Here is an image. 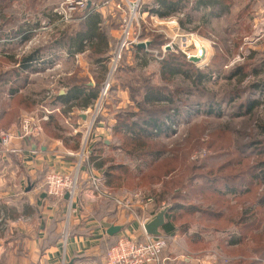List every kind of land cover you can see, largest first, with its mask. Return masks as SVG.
Masks as SVG:
<instances>
[{"label": "rangeland", "instance_id": "obj_1", "mask_svg": "<svg viewBox=\"0 0 264 264\" xmlns=\"http://www.w3.org/2000/svg\"><path fill=\"white\" fill-rule=\"evenodd\" d=\"M25 1L28 8L29 22L34 23L37 20V10L46 5L50 6L49 10L59 8L66 0ZM235 1L236 8H234L230 16H222L218 20H213L212 24L205 28H201L199 23L186 25L182 28L180 21L184 19V14L183 16H180V14L172 16L178 18V20L177 25L171 28V32L162 27H154L153 21L148 16L140 20L139 31L143 39L148 40L150 44L155 38L166 39L167 31L173 38L186 34L194 37L191 40V47L188 49V53L195 54L198 47L196 43L202 44L207 48L206 60L201 63L188 61L179 47L178 39L174 41L175 45L173 49H168L166 53L162 51V47L168 41L157 49H151L149 44V52L144 49L146 52L144 56H137L136 52L131 49L123 55L114 73H112L114 70L110 57L106 65L107 72L105 73L106 75L104 74V80H101V77L97 78L99 83H103L98 89L99 94L97 98L102 94L105 81L107 82L108 80L110 87L107 95L104 96L102 112L93 127L96 133H98L96 125L99 121H105L107 124L108 118L114 119L120 111L139 112V106L144 104V97L148 88L153 91L151 92V96L156 99L157 96L162 95L166 97L172 93L175 94V98L181 96L187 99L188 97L185 93H189L190 97L188 102L181 101L178 104L185 117L179 114V122L175 126L171 125L173 131H170L167 135L160 136L156 140L159 145L163 146L161 150L164 151V156L159 160L155 161L148 155L135 160L127 156L122 150L116 151L110 149L111 144L115 141L114 134L110 132L106 136L111 141L110 145L101 143L103 152L101 155L97 153L98 157L94 160V163L97 167L103 161L105 170L106 168L108 170V167L112 165L127 168L126 171L119 170L120 180L119 187L117 188L122 197L141 194L144 198H153L157 208L164 204L167 207H174L176 211L172 212V216L176 218L175 226L178 228L182 238L187 239L189 232L191 236L198 234L201 238L197 243L186 241V246L189 247L190 251H195L196 253L217 252L224 259L225 264H238L241 260H244L245 263L243 264H250L251 262H255V259L259 261L263 260L261 256L254 255L250 257V255H246L245 249L253 246L251 240L246 245L235 248H228L224 243L219 241L222 231L234 229L232 225L226 226V220L238 221L240 213L246 207L252 206L249 204L250 201L243 202L242 200L239 202L238 200L236 201L237 196L235 199L234 195H229L228 198L234 208L229 204L230 208L223 210V215L217 218L214 215L211 216L210 213L216 212L218 214L217 211L224 208H219V205L210 203V194H204L203 196L200 191L205 176L208 178L212 175H227L230 169L222 165L238 156L239 158H246L249 152L241 148L245 142H249L251 138L258 140L264 138V90L254 88V85L257 84L264 87V84H262L264 82V52L261 53L258 47L264 45V39L254 46L249 44L247 39L252 36L254 31V24L250 14L252 10L249 11L250 13L245 12L242 14L243 17L240 16L243 5L248 1ZM147 2L148 0L142 1L144 4ZM12 5L11 21L13 26H15L19 23L20 17L19 9L16 10L15 7H19L20 4L16 5L15 2ZM77 12L71 14L70 18L72 19H69L68 22L57 23L54 20L52 25H50L49 21L45 20L43 27L41 26L38 33L33 32L32 39L36 38L38 44H42L45 48L49 47L52 42H55L54 40L59 36L60 31L65 30V28L73 24V18ZM33 46L34 44H31L29 41L20 54H29ZM16 50L19 51V48H16ZM60 52L62 55L55 66L50 69L47 64L45 66L40 65L38 70H41L40 74L43 75H38V77H34L33 79L37 86H39L38 88H43L44 84L48 86L53 85L54 92H56L53 95L54 99L61 92H66L69 88L73 87L74 83L81 81H73L74 78H81L80 72H82V69L80 68L82 65L79 64L78 58L67 57L66 48H61ZM251 53H256V55L249 61L247 58L250 57ZM173 56L177 60L176 62L173 61L174 67L176 68L177 65H181L183 73L171 75V72L164 66L165 61L174 59L172 58ZM184 61L192 63L193 65L190 66L193 67L186 66ZM249 63H253L251 67L246 66ZM8 65L10 64L7 61L4 62L0 67V72H2L3 67H7ZM244 66H246L243 69L244 73L238 74L239 68H243ZM14 67L15 65L12 64V70L15 69ZM103 68L96 67V69L89 68V70L97 77V75L103 74ZM254 68L262 69L260 70L261 72L259 71L260 74L255 75ZM199 71L211 73L212 80L210 82L207 81L201 87H196L192 83L193 80L189 79L185 74L190 73L192 75ZM227 76H231L232 79L227 80ZM1 86L3 87L4 84H1ZM22 90H25V88ZM37 90L40 92V99L44 98L46 100L45 98H48L45 95L44 89ZM250 97L263 103V105L255 109L251 116H237L240 113V103ZM12 98L8 90L4 94L0 92L1 103L7 104L9 100L14 99ZM20 100L14 99L16 103L20 102ZM96 100H92L87 108L79 107L78 105H73L71 107L73 108L72 110L63 106L59 107V112L53 117L54 128L47 127L46 129L43 124L47 121H41L42 134L47 136V138H67L68 134H72V131L68 132L62 127V120H66L69 117L68 113H72L73 116L71 117L75 120L74 123L77 124V121L80 119L77 112L82 111V109H92L93 111L96 106ZM215 103L218 104V107H213V113L205 110L209 109L210 105H216ZM191 105L195 106V111L189 114L188 112L192 111L190 110ZM167 106V103L147 105L150 110L156 109L159 111L166 109ZM173 112L171 111V114ZM27 115H31V112ZM106 124L105 126H107ZM81 126L83 125L77 124L73 135L76 137L81 136L80 138L83 143L87 137L89 123L85 128ZM252 155L255 156L254 154ZM242 162L244 165L245 159ZM219 167L223 169H218ZM100 177L103 178V175L101 174ZM111 182H115L116 186L118 185V182L113 179ZM104 184H106L105 181ZM106 188L110 193L115 189ZM212 191L214 193V190ZM177 205L183 206V209L177 210ZM67 206H69L68 203ZM68 210L69 216V207ZM254 210L256 213L250 218L252 221L258 220L260 224L258 223L259 227H257L256 231H248L246 233L249 236L264 234V208H255ZM215 228L220 229L221 232H215ZM234 232L238 231L234 230ZM244 254L246 258H240ZM0 264L3 263L0 262ZM31 264L36 263L32 262ZM260 264H264V262H260Z\"/></svg>", "mask_w": 264, "mask_h": 264}, {"label": "crops", "instance_id": "obj_2", "mask_svg": "<svg viewBox=\"0 0 264 264\" xmlns=\"http://www.w3.org/2000/svg\"><path fill=\"white\" fill-rule=\"evenodd\" d=\"M9 1L12 4H15V2L16 5L20 4L19 7H15L16 10L19 9L20 17L19 23L13 26L11 21L12 6H6L5 4L0 7V58H10L9 62L7 61L10 65L3 67L7 73L12 70V64L15 65V69L20 68L22 70V66L20 67L22 58L27 56L28 53L24 55L20 53H22V49L29 41L34 44L33 48L30 49V53L45 48V46L36 42V38L32 39L33 35L30 39H25L29 33V28L32 29L31 34L33 32L38 33L41 26L43 27L45 20H48L50 25L55 20V9L49 10L50 6L46 5L36 11L37 20L34 23H30L26 1ZM89 1L90 4L85 9V14L93 16L95 20L100 18L102 20L101 26H108L109 9L107 7L94 9L95 5L105 0ZM245 2L243 9L252 10L254 17L257 10L264 6V0H245ZM183 14L180 13V16H183ZM77 15L75 14L73 23L81 21ZM60 18L58 17V19ZM87 19L89 17L85 20ZM167 29L171 32V28ZM168 31L167 36H169ZM12 32L19 33L16 35L17 37L13 38L15 35ZM109 33L111 37L117 40L120 36V28H110ZM65 46L66 44L56 43V41L52 42L47 47L46 52H44L43 60L37 61V69L24 72L23 75H29V79L24 87L25 90H21L18 93L24 101L18 104L17 118L9 125L5 115L12 110V100L8 101L4 112L5 115L0 117V138L2 132L14 130L19 125L20 119L28 116L29 112L32 115H40L42 117L44 116L42 107H46L47 110L52 111V114L49 115V121L45 123L46 125H43H45L46 129L47 127L54 128L53 117L59 112V107L63 106L72 110L73 108L71 107L74 103L84 102L85 98L83 97L69 104L54 102L53 95L56 94L54 86L44 84L43 88H38L39 86L33 80L34 77L43 75L40 74L41 70H38L40 65L45 66L47 64L50 69L55 66L62 55L60 52L61 48H66L67 57L78 58L79 64L82 65L80 68L82 69V72H80L81 79H87L88 81L83 85L89 89L99 86L97 79L99 76L95 77L89 70V68L96 69L97 67L95 60L89 57L90 52L85 51L84 53L73 54L67 48L68 46ZM258 47L261 52H264V45ZM16 48H19V51ZM52 57L55 58L53 59ZM37 89H44L48 98H45L46 100L44 98L40 99L41 95ZM68 91L69 89L57 96H65ZM28 98L32 99L33 102L30 108L25 104V99ZM68 115L69 117L61 122L62 127L66 131H72V134H68L67 138H47V136L41 134L38 137H30L22 141L14 140L12 146L22 151L19 154L4 153L0 144V262L3 264H31L32 262L36 264H62L63 261L65 264H69L71 261L74 264H102L105 249L112 241V237L107 234L111 226L125 227L122 232L115 235V239L125 233H138L142 230V224L148 218L161 211L159 210L161 207L157 208L155 204L146 210L137 208L134 214L117 210L110 201L98 199L91 193V186L86 181L88 177L86 172L81 175L79 197L74 201V208L69 216V206H67L66 201L54 199L47 195L44 184L47 173L51 171H74L77 158L69 155L78 152L82 147V141L76 139L73 134L77 124L87 126L89 122L88 118L81 116L79 112H77V115L80 121L78 120L77 124L74 123L75 120L71 117L73 114L68 113ZM105 124V121L99 124L98 133H95L94 144L95 142H104L106 145H110L111 141L106 136L112 132L111 129L115 124V120L108 118L107 126ZM95 168L97 175H103L104 169H99L96 166ZM111 193L115 197L121 196L117 187ZM162 232L166 233L164 229ZM171 234H178L180 239V248L172 247V253L175 254L181 250L190 251L189 247L186 246L187 239H183L180 233L177 232ZM188 234L191 235L190 232ZM65 238H67L66 245ZM190 252L193 254L202 253ZM259 262L264 261L260 260ZM189 264L196 263L192 262Z\"/></svg>", "mask_w": 264, "mask_h": 264}, {"label": "trees", "instance_id": "obj_3", "mask_svg": "<svg viewBox=\"0 0 264 264\" xmlns=\"http://www.w3.org/2000/svg\"><path fill=\"white\" fill-rule=\"evenodd\" d=\"M5 4L6 6H13L12 2L10 3L9 0H0V7L4 6ZM234 8H236L235 0H148V2L143 5L142 13L147 15L149 18L151 16H156L158 18H169L172 16H176L177 14L184 13L185 17L182 21H180L182 28H184L186 25H193L196 23H199L201 28H205L206 26H210L213 20H218L222 16H230L233 13ZM85 11V9L79 11L77 13V17L81 19V21L78 23H73L69 25L65 30L60 31L59 36L55 41L56 43L64 45L66 44V46H68L67 48L73 54H80L84 53L85 51H89V57L95 60L97 67L101 69L104 67L103 74L99 75V77H101L100 79L104 80L106 75L105 73L107 72L106 65L110 60L112 51L113 49H115L117 43L116 38L110 36L109 29L120 28L119 14L110 13L107 19V23L109 24L108 26L103 27L101 26L102 20L100 18H97L95 20L93 19V16H88V14L86 15ZM240 12V16H242V14H244L245 12L250 13L248 8L243 9ZM250 14L252 16L251 20L253 22L254 15H252V12ZM87 17H89V19L85 20ZM196 28L198 29V27ZM31 30L32 29L29 28V33L26 35L25 39L31 38ZM12 33L13 35H15L13 36V38H15L17 37L16 35L19 32H17V34L15 32ZM166 41V39L162 40L161 38H155L151 41L150 48L157 49L158 47L162 46V44L164 45ZM47 49L48 48H42L37 52H31L27 54V56L23 57L21 61L22 64L20 65V67L22 66V70L20 68H16L7 73L3 68L2 72H0V92H3L4 94L8 90L9 95H12L14 99H21L18 103H16L13 98V102L10 100L12 110L6 115L4 112L7 104L0 102V117L5 115L8 125L9 123L11 124L12 121L16 120V113L18 110L17 106L22 101H24L18 94L19 90H22L25 87L29 79V75H23L24 72L36 70L37 61L43 60V54ZM133 50L136 52L137 56H144L146 54L145 50L141 47H134ZM255 55L256 53H251L250 57H248L247 59L250 61L254 58ZM172 58L174 59H169L164 62V66L166 67V69L171 72V75L183 73L181 65H177L176 68L174 67L175 64L173 61H177L175 59L176 57L173 56ZM9 60L10 58H0V67L4 62H9ZM184 63L188 67H193L190 66L193 65L190 62L184 61ZM252 64L253 63H249L246 64V66L251 67ZM246 66H244L243 68H239L237 73H244L243 69H245ZM260 70L262 69L254 68V74H260ZM210 74L211 73L199 71L196 74L190 75V73H186L185 75L189 79L193 80L192 83H194L196 87H201V85L207 83V81L210 82L212 80V75ZM226 79L230 80L232 78L231 76H227ZM76 80L81 81H77V83H74L73 87L69 88V91L65 96L55 97L54 101L69 104L71 102H74L75 100H80V98L83 97L85 98L84 102H77L73 105H78L79 107H88L92 100L97 99V96L99 94L98 89L103 83H99L98 87L95 86L94 88L89 89L83 85L84 83L88 82L87 79H73V81ZM9 83H11V85H9ZM1 84H4V86L2 87ZM262 84H264V82ZM254 88L258 90H264V87L259 86V84L254 85ZM151 92L153 91L149 88L146 90V95L143 102L144 104H142V106H139V112L120 111L118 114H116V116L114 117L115 124L111 130L114 134L115 141L111 144L110 149L116 151L122 150L125 152V154H127V156L135 160H139L142 156L148 155L151 156L152 159L157 161L162 156H164V151L161 150L163 149V146L159 145L158 141L156 140L159 139L160 136L167 135L170 131H173L171 125L175 126L179 122V114L182 115V117H185V115L182 114L178 104L181 101L188 102L190 95L189 93H185V95L188 97L187 99L181 96H179V98H175V94L172 93L166 97L162 95L157 96L156 99L151 96ZM29 99L30 98L25 99V104L30 108L33 102L32 99ZM155 103H167L168 106L166 109L160 111L156 109L150 110V108L147 107V105ZM215 104L216 105L213 106L210 105L209 109L205 110H208L209 113H213V107H218V104ZM262 105L263 103L253 100L250 97L249 99H246L244 100V102L240 103V113L237 116H251L254 110ZM190 110H192L193 112L189 111V114L194 113L195 106L191 105ZM171 111H174L173 114H171ZM100 123L102 122L99 121L98 124ZM98 124L97 127L99 126ZM80 137L81 136H78L76 137V139L81 140ZM101 143L102 142H95L92 148V162L97 159V153L101 155L103 152ZM241 148L242 150L244 149L249 152L246 158H239L238 156L222 165L230 169V172L227 175H212L208 178H206L205 176V180L200 191L202 192L203 196L204 194H210V203L219 205V208H224L220 211H217L218 214H216V212L210 213L211 216L214 215L217 218H220L223 215V210L230 208L229 204L231 203L228 198L229 195H234L235 199L237 196L236 201L238 200L239 202L242 200L243 202L250 201L249 204H251L252 206L246 207V209H244V211L240 213V218L238 221L228 219L226 220V226H234L233 230L228 229L222 232L218 228H215L214 230L217 233L221 232L219 241L224 243L228 248H235L246 245L251 240L253 246L245 249L246 255H250V257L254 255L261 256L263 257L262 261H264V234H253L252 236L246 234L248 231H256V229H258L257 227H259L260 224L258 220L255 219L252 221L250 218L256 213L254 209L264 208V138H261L259 140L251 138V140L249 142H245ZM252 154H254L255 156H253ZM243 159H245L246 161L244 163L245 166L242 162ZM103 163L104 162L102 161L97 166V168L104 169L103 179L106 183L105 186L108 188L119 187V170L126 171L127 168H120V166L112 165L108 167V170L107 168L105 170V166ZM220 168L221 167H219L218 169ZM222 169L223 168H221V170ZM112 179L118 182L117 186L115 182H111ZM260 189L262 190L260 191ZM212 190H214V193H212ZM231 206L233 207L232 204ZM176 209H183V206L177 205ZM173 211H176L174 210V207L171 209V211L168 212V222L163 228L167 234L175 232L179 233L178 228L175 226L176 218L175 216H172ZM234 230H237L238 232H234ZM119 237L115 239V236H112V241L106 247L105 254H107L108 251L117 243ZM200 239L201 238L199 237V235L195 234L193 236L189 235L187 241L197 243L198 241H200ZM240 258H246L245 254L244 256H240ZM243 263H245L244 260H241L238 264ZM250 264H260V262L255 259V262H251Z\"/></svg>", "mask_w": 264, "mask_h": 264}, {"label": "built area", "instance_id": "obj_4", "mask_svg": "<svg viewBox=\"0 0 264 264\" xmlns=\"http://www.w3.org/2000/svg\"><path fill=\"white\" fill-rule=\"evenodd\" d=\"M143 0H105L94 6V9L108 8L110 13L119 14L120 18V36L117 39L116 47L111 55V63L113 64L112 73L118 67L122 57L125 53L129 52L134 47L150 44L148 40H144L140 29V20L147 15L142 13ZM90 4L89 0H66L61 6L54 10V18L57 23L69 21L73 12L87 9ZM111 8V9H110ZM58 17L60 19H58ZM151 21L154 27H162L164 29L173 28L177 25L178 18H158L151 16ZM254 31L252 36L247 39L250 45L254 46L264 39V6L259 8L255 14ZM193 36L186 34L171 37L166 36L168 41L163 47L162 51L167 52L168 49L172 50L175 45V40L178 39L179 47L186 56L188 61L194 58L201 62L206 60L207 48L202 44H197L196 53H188L191 47V40ZM149 52V48H143ZM1 54V51H0ZM249 55V54H246ZM110 84L105 81L102 94L97 98L96 106L92 109H82L79 112L81 116H86L89 120L87 127V137L82 143V147L76 154H70V157H76L77 162L74 171L71 172H56L51 171L46 174L44 184L46 193L49 197L64 200L69 204L70 212L73 208V203L79 197L81 187V175L85 173L88 175L86 181L91 186V193L98 199L110 201L117 210L122 212H129L134 214L136 209L146 210L154 205L153 198H144L141 194H132L129 196L115 197L112 193L108 192L104 179L97 175L94 163L91 160L93 141L95 137V126L99 115L102 112V104L104 96L107 95ZM44 116L29 115L20 119L19 125L14 130L2 132L0 138L1 148L4 153L19 154L22 151L12 146L14 140H24L30 137H38L42 134L41 121H48L49 115L52 111L42 107ZM88 125V124H87ZM96 130L97 125H96ZM69 195L66 200L65 196ZM160 210L166 209L164 204L160 206ZM169 207V206H168ZM178 234L163 233L162 236L155 237L145 232L142 224L140 232L125 233L121 235L117 243L103 256L102 264H189L195 262L196 264H224V259L217 252H206L201 254H193L187 250H181L178 253H172V247L180 248ZM67 238H65V245ZM62 264H65L63 261Z\"/></svg>", "mask_w": 264, "mask_h": 264}, {"label": "water", "instance_id": "obj_5", "mask_svg": "<svg viewBox=\"0 0 264 264\" xmlns=\"http://www.w3.org/2000/svg\"><path fill=\"white\" fill-rule=\"evenodd\" d=\"M148 46H149V43L146 45H141L140 47L145 48ZM192 62L198 63L200 61L198 59L194 58L192 60ZM65 199L68 200L69 195H66ZM171 209H172L171 207H167L166 209H163L160 212H158L156 215L148 218L143 224V228H144L145 232L147 234L155 236V237L162 236L164 233V232H162V230L168 222L167 214L169 211H171ZM124 229H125L124 226H111L109 228V230L107 231V234L112 237V236L119 234ZM69 264H74V262L71 261Z\"/></svg>", "mask_w": 264, "mask_h": 264}]
</instances>
